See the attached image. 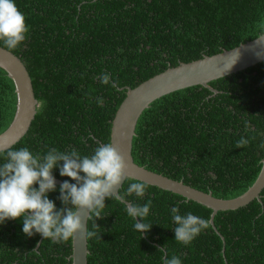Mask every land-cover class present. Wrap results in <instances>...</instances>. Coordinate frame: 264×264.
Listing matches in <instances>:
<instances>
[{"label": "trees", "instance_id": "16d2710c", "mask_svg": "<svg viewBox=\"0 0 264 264\" xmlns=\"http://www.w3.org/2000/svg\"><path fill=\"white\" fill-rule=\"evenodd\" d=\"M16 3L29 31L11 51L26 64L40 106L29 132L8 150L28 147L38 154L75 148L91 155L97 145L111 143L127 87L264 34V0ZM104 73L119 91L100 82ZM211 85L220 92L197 85L153 102L138 122L133 156L150 170L233 199L248 191L263 167L264 61ZM17 103L15 82L0 67V134L14 120ZM8 150L0 152V163ZM54 175L70 179L58 169ZM134 182L142 181L128 178L120 194L151 205V230L142 235L119 199L106 200L101 218L92 213L89 219L88 232L95 235L88 236V264H164L165 256H178L182 264H264V190L261 200L219 211L214 226L212 208L172 191L144 182L142 199L126 196ZM58 196L50 194L59 208ZM174 207L208 221L188 245L175 240ZM21 229L20 220L0 226V264H73V238L57 243Z\"/></svg>", "mask_w": 264, "mask_h": 264}, {"label": "clouds", "instance_id": "9594fccd", "mask_svg": "<svg viewBox=\"0 0 264 264\" xmlns=\"http://www.w3.org/2000/svg\"><path fill=\"white\" fill-rule=\"evenodd\" d=\"M28 31L16 0H0V44L14 50L26 40ZM99 79L103 85L111 84L119 91L118 83L110 79L109 73ZM98 103L102 105V99ZM57 169L61 177L70 178L59 187L54 175ZM126 169L124 156L111 143L97 145L91 155H82L75 148L71 151L52 148L44 154L34 153L28 147L8 150L0 163V226L20 220L21 230L28 237L39 234L45 240L68 242L78 233L85 234L82 210H87L89 215L95 213L97 220L107 206L106 200L116 198L134 220L135 230L144 235L153 226L146 223L151 205H139L120 196L118 189L127 179ZM147 188L144 182H134L125 195L135 194L142 199ZM55 192H59L62 207L58 208L50 198ZM171 213L175 240L184 245L208 228V221L191 212L184 215L174 207ZM87 235L91 237L95 233ZM164 264H182V260L178 256H165Z\"/></svg>", "mask_w": 264, "mask_h": 264}, {"label": "water", "instance_id": "95a60500", "mask_svg": "<svg viewBox=\"0 0 264 264\" xmlns=\"http://www.w3.org/2000/svg\"><path fill=\"white\" fill-rule=\"evenodd\" d=\"M263 61L264 34L233 49H225L215 55H205L191 62H181L178 66L169 67L135 88L127 87V96L113 120L111 134V144L127 162V179H136L172 191L188 200L212 208L211 223L214 226L215 217L219 211L235 210L250 204L255 199L261 200V193L264 190V163L257 180L248 191L233 199H222L214 196L212 192L197 189L183 180L170 178L138 164L133 156V142L142 114L156 100L175 91L197 85L207 87L217 94L220 91L211 85L212 81L238 73ZM0 67L6 70L9 77L14 80L18 95L14 120L0 134V152H3L16 145L29 132L40 102L36 96L32 76L24 61L20 56L1 45ZM56 179L57 185L63 182L60 178L56 177ZM124 183L120 186V190ZM120 196L123 197L121 194ZM81 215L84 218L85 234L82 236L78 233L73 237V264H88L89 262L90 249L87 233L92 214L89 215L87 210H82Z\"/></svg>", "mask_w": 264, "mask_h": 264}]
</instances>
